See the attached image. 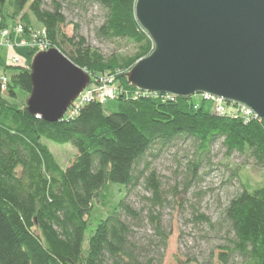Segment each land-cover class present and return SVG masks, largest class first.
I'll use <instances>...</instances> for the list:
<instances>
[{"label": "trees", "instance_id": "obj_1", "mask_svg": "<svg viewBox=\"0 0 264 264\" xmlns=\"http://www.w3.org/2000/svg\"><path fill=\"white\" fill-rule=\"evenodd\" d=\"M62 1L53 0L47 10L41 0H0V28L20 23L29 37L37 32L34 18L41 26L37 37L48 49L56 48L89 74L90 83L109 79L116 93L105 102L92 98L73 115L66 112L48 122L26 107L38 51L29 48L23 65H6L0 56V264H162L171 232L159 213L148 212L144 219L155 237L136 239L140 213L127 200L141 185L154 205L162 202L163 186L147 157L154 148L191 145L197 156L186 170L195 176L205 160L211 164V149L219 142L226 155L246 154L264 166V121L215 113L211 101L195 107L193 95L132 87L127 71L153 47L135 19L136 0H92L104 18L96 35L137 48L134 55L108 59L86 45L77 25L72 36L63 32ZM17 90L26 94L20 104L2 95L15 98ZM42 139L70 143L77 154L62 168ZM238 182L216 225L198 217L223 232L216 253L203 264H264V185Z\"/></svg>", "mask_w": 264, "mask_h": 264}, {"label": "water", "instance_id": "obj_2", "mask_svg": "<svg viewBox=\"0 0 264 264\" xmlns=\"http://www.w3.org/2000/svg\"><path fill=\"white\" fill-rule=\"evenodd\" d=\"M134 16L153 47L127 71L132 87L209 94L264 121V0H136ZM90 79L56 48L39 51L26 107L59 121Z\"/></svg>", "mask_w": 264, "mask_h": 264}, {"label": "rangeland", "instance_id": "obj_3", "mask_svg": "<svg viewBox=\"0 0 264 264\" xmlns=\"http://www.w3.org/2000/svg\"><path fill=\"white\" fill-rule=\"evenodd\" d=\"M41 2L44 9H52L53 0ZM61 12L65 16L63 32L72 36L74 25H77L78 33L84 38L86 45L96 50L104 59L113 55L131 56L137 52L135 44L127 40L108 41L96 35L95 30L104 18L102 11L92 0L62 1ZM33 22L38 33L41 26L34 18ZM9 33L10 36L7 37L0 35V56L6 65L13 64L14 56L19 58L17 65H23V54L30 48V39L23 34H16L14 25L9 28ZM21 40H25L28 45H19ZM97 80L89 83L86 88H96ZM2 95L16 104H20L26 97L20 90H17L15 98L5 93ZM197 99L198 96L194 94L193 101ZM42 142L62 168H66L77 154L76 148L70 143L59 144L48 139H42ZM151 153L147 161L162 183V202L154 205L149 200L151 195L141 185L131 190L127 200L139 211L141 219L140 226L134 228L135 237L141 242L153 240L155 236L151 223L144 217L148 212L159 213L163 228L171 232L162 264H203L211 252L216 253V246L222 242L220 237L223 232L209 227L207 221L198 217L203 215L216 225L224 207L238 190L239 180H248L253 188L264 185V166L256 164L246 154L234 152L226 155L219 142L211 149V164L207 165L205 160L204 166L195 176L186 170V163L197 156L195 147L182 144L162 150L154 148ZM235 169L236 175L233 176L232 171ZM120 188L123 193L124 187Z\"/></svg>", "mask_w": 264, "mask_h": 264}, {"label": "built area", "instance_id": "obj_4", "mask_svg": "<svg viewBox=\"0 0 264 264\" xmlns=\"http://www.w3.org/2000/svg\"><path fill=\"white\" fill-rule=\"evenodd\" d=\"M22 29L23 28H22V25L20 23H17L14 26V32L16 34H22ZM0 35L2 37L10 36L9 30L0 28ZM37 36H38V34L35 32H32L30 34V36H29V39H30L29 47L36 49L38 52L47 50L48 46L45 43V41L38 39ZM7 43L10 44V41L7 40ZM19 45H26L27 46L28 44H27V42H25V40H21L19 42ZM12 63L18 64L19 58L17 56H14L12 58ZM5 81H6V79L3 77L2 78L3 85H4ZM97 85L98 86L94 89L85 87L83 89V91L77 96V98L72 102V104L70 105V107L67 109L66 112H68V114H70V115H73L80 105L89 101L90 99L95 98V99L99 100L100 102H105L108 98H112L114 96V94L116 93V88L114 86L110 85L109 79H107L106 81L102 80V82L100 80V82ZM110 86H112V87H110ZM138 91L148 92V91H141L139 89H138ZM195 95L198 96V99L194 101L195 107L198 105V103L201 100L211 101V103L213 105V111L215 113L232 115V116L241 115L246 120H248L249 118H255L249 110H247L243 107H240L238 105H235L233 103H228V102H226L222 99H219L215 96H212L209 94H195Z\"/></svg>", "mask_w": 264, "mask_h": 264}]
</instances>
